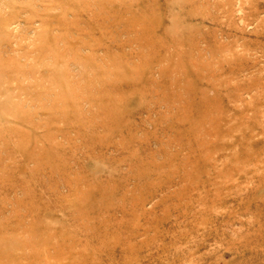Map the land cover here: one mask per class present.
Instances as JSON below:
<instances>
[{"label":"rangeland","instance_id":"1","mask_svg":"<svg viewBox=\"0 0 264 264\" xmlns=\"http://www.w3.org/2000/svg\"><path fill=\"white\" fill-rule=\"evenodd\" d=\"M0 264H264V0H0Z\"/></svg>","mask_w":264,"mask_h":264}]
</instances>
